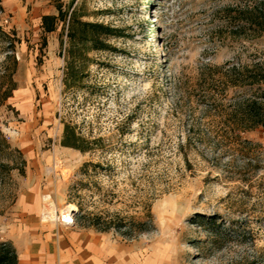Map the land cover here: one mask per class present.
I'll list each match as a JSON object with an SVG mask.
<instances>
[{"label":"rangeland","instance_id":"374dc122","mask_svg":"<svg viewBox=\"0 0 264 264\" xmlns=\"http://www.w3.org/2000/svg\"><path fill=\"white\" fill-rule=\"evenodd\" d=\"M256 6L88 0L125 36L67 88L66 34L41 27L56 0H0V242L22 190L40 183L48 213L58 196L61 218L168 264H264V127L234 125L240 107L264 102V83L248 78L264 68ZM67 126L79 148L63 144ZM150 213L149 230L130 231Z\"/></svg>","mask_w":264,"mask_h":264},{"label":"crops","instance_id":"0c3cea01","mask_svg":"<svg viewBox=\"0 0 264 264\" xmlns=\"http://www.w3.org/2000/svg\"><path fill=\"white\" fill-rule=\"evenodd\" d=\"M40 183L27 185L16 203L4 239L16 248L19 264H168L166 257L141 241L123 239L62 221L59 197L48 213Z\"/></svg>","mask_w":264,"mask_h":264},{"label":"trees","instance_id":"16d2710c","mask_svg":"<svg viewBox=\"0 0 264 264\" xmlns=\"http://www.w3.org/2000/svg\"><path fill=\"white\" fill-rule=\"evenodd\" d=\"M56 7L57 13L42 16L41 27L45 33H50L62 26L67 37L66 40L64 38L61 40L66 61L65 84L67 88H80L89 77L90 65L96 61L91 53L119 52L116 41L125 36L124 30L112 22L105 21L104 18L101 19L113 13L110 9L93 10L89 13L88 0H71L67 7L61 0H56ZM89 16L94 19H87ZM248 21L259 33H264V7L256 6ZM260 69L259 73L248 69V78L252 85L264 83V68ZM248 124L264 127V102L253 100L246 108H239L234 125L241 132ZM76 139L81 137L67 126L63 144L79 148ZM22 173H25V167ZM151 217L150 213L146 220H132L128 224L130 231L149 230L153 225ZM0 264H19L16 248L10 241L0 242Z\"/></svg>","mask_w":264,"mask_h":264},{"label":"built area","instance_id":"2783aa9c","mask_svg":"<svg viewBox=\"0 0 264 264\" xmlns=\"http://www.w3.org/2000/svg\"><path fill=\"white\" fill-rule=\"evenodd\" d=\"M67 215H71V214L63 215L62 221L67 223V224H74V216L71 215L70 217H68Z\"/></svg>","mask_w":264,"mask_h":264},{"label":"bare ground","instance_id":"6f19581e","mask_svg":"<svg viewBox=\"0 0 264 264\" xmlns=\"http://www.w3.org/2000/svg\"><path fill=\"white\" fill-rule=\"evenodd\" d=\"M69 208H70V210H75L77 208V206L75 204H70ZM68 217H70V216H68Z\"/></svg>","mask_w":264,"mask_h":264}]
</instances>
